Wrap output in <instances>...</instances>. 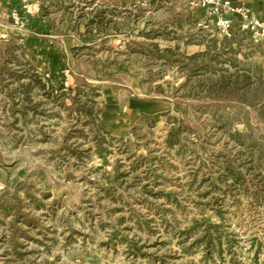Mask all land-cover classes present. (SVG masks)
<instances>
[{
    "label": "rangeland",
    "instance_id": "obj_1",
    "mask_svg": "<svg viewBox=\"0 0 264 264\" xmlns=\"http://www.w3.org/2000/svg\"><path fill=\"white\" fill-rule=\"evenodd\" d=\"M192 1L0 0V264H264V52Z\"/></svg>",
    "mask_w": 264,
    "mask_h": 264
},
{
    "label": "built area",
    "instance_id": "obj_2",
    "mask_svg": "<svg viewBox=\"0 0 264 264\" xmlns=\"http://www.w3.org/2000/svg\"><path fill=\"white\" fill-rule=\"evenodd\" d=\"M195 4L206 11L209 18L214 19V29L222 37L232 36L233 20L229 15H236L241 22V32L246 33L254 46H260L264 43V21L253 17L250 9L247 7H234L232 0H194ZM30 12V11H29ZM38 12V6L30 14ZM11 17L16 24L24 27V21L18 10L11 11ZM0 185V192L4 190Z\"/></svg>",
    "mask_w": 264,
    "mask_h": 264
},
{
    "label": "trees",
    "instance_id": "obj_3",
    "mask_svg": "<svg viewBox=\"0 0 264 264\" xmlns=\"http://www.w3.org/2000/svg\"><path fill=\"white\" fill-rule=\"evenodd\" d=\"M233 44H234V40L233 41L224 40L221 43L219 41L212 40L210 44L206 47L204 52L198 53L192 57L193 60H196L197 58L204 59L205 56H210L213 54V56H210L212 57V59L209 60L210 64L207 67H203V70L201 72L213 73V74L221 73V76L217 80V86L213 83V81L209 82L210 85L214 86L213 88L216 87L219 88L215 92L217 94V97H219V99L215 100L217 103H221L224 100H226V96L231 95L240 86L239 82L237 81L232 82L230 80V77L232 76L229 75L228 77V75H226L228 72L227 69H219V68L216 69L217 67L215 68L217 62H220L219 63L220 66L221 64H223V62L224 63L234 62L233 59H228L226 61H223V59L228 55H233V53L237 52L232 48ZM198 45H203V41L201 43H198ZM233 95H236V93H234ZM222 129L226 131L228 130L227 127H222ZM231 137L232 140L240 147L246 148V146H248L247 143L248 134L236 132L233 135H231Z\"/></svg>",
    "mask_w": 264,
    "mask_h": 264
},
{
    "label": "crops",
    "instance_id": "obj_4",
    "mask_svg": "<svg viewBox=\"0 0 264 264\" xmlns=\"http://www.w3.org/2000/svg\"><path fill=\"white\" fill-rule=\"evenodd\" d=\"M191 5L193 6V8H192L193 10L196 9V11L198 13H200L199 20H198L199 25L203 26L204 28H208L209 26H211L213 28L214 27V19L209 18L206 11H203L201 8H199L195 4L194 0L192 1ZM232 5L234 7H242V6L247 7L248 9L251 10L253 17H255L256 19H258L260 21H264V0H232ZM228 18L233 20L232 36H235L238 33H243V32H241V29H240L241 22H240L239 17H237L236 15H229ZM26 22L29 23L30 21L26 20ZM243 34L247 35L246 33H243ZM218 36L221 38H230V37H222L219 34H218ZM261 49L264 52V43L261 45ZM138 107H140V108L144 107L145 111H156V110L160 109L162 106L160 104L155 106V105H149V103H148V105L146 103H142V104L138 105Z\"/></svg>",
    "mask_w": 264,
    "mask_h": 264
}]
</instances>
